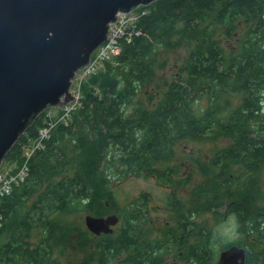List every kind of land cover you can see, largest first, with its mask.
Instances as JSON below:
<instances>
[{
	"label": "trees",
	"instance_id": "1",
	"mask_svg": "<svg viewBox=\"0 0 264 264\" xmlns=\"http://www.w3.org/2000/svg\"><path fill=\"white\" fill-rule=\"evenodd\" d=\"M142 12L139 34L120 41L113 63L105 62L81 85L70 122L53 129L30 159L24 182L0 201V236L7 240L0 264H59L51 259L50 242L61 245L64 229L54 218L87 209L96 217L113 212L120 220L118 235L103 238L93 254L74 264H168L170 255L178 258L170 264H216L210 232L193 218L221 206L236 224V235L222 251L243 248L246 264H264L257 179L264 166V0H158L139 7L137 14ZM240 26V51L226 52L222 42L234 39ZM183 43L191 44L185 64L146 109L139 96L154 74L151 58ZM47 111L7 155L14 170L21 166L22 147L46 126ZM205 138L228 140L210 166L223 175L230 165H241L243 178L234 186L228 178L200 184L203 201L185 208L174 189L186 187L190 177L174 180L172 169L157 166L176 142ZM114 174L121 180L149 176L171 186L167 205L177 207L180 219L164 239L142 243L150 197L141 194L119 207L111 188ZM34 228L41 230L36 245L28 242Z\"/></svg>",
	"mask_w": 264,
	"mask_h": 264
},
{
	"label": "water",
	"instance_id": "2",
	"mask_svg": "<svg viewBox=\"0 0 264 264\" xmlns=\"http://www.w3.org/2000/svg\"><path fill=\"white\" fill-rule=\"evenodd\" d=\"M158 0H0V166L36 119L76 101L72 88L118 14ZM118 219L85 218L95 236L112 234ZM216 264H246L230 247Z\"/></svg>",
	"mask_w": 264,
	"mask_h": 264
},
{
	"label": "rangeland",
	"instance_id": "3",
	"mask_svg": "<svg viewBox=\"0 0 264 264\" xmlns=\"http://www.w3.org/2000/svg\"><path fill=\"white\" fill-rule=\"evenodd\" d=\"M138 9L135 10L134 13H136ZM244 30L245 28L240 26L238 32L233 37L234 39L222 42V47L226 52L235 49L240 51L241 46H239V39ZM190 49L191 44L183 43L182 46L177 49L160 50L155 58H151L154 74L151 82L144 90V95L141 94L139 96V99L146 109H149L150 106L154 105L162 98L166 90V85L177 73L179 74V68L185 64ZM52 111L55 114V119H57L60 115V109H48V112ZM227 143L228 140L226 139L213 141L209 138H205L201 141L188 140L185 142H176L172 148V153L157 166V169L160 170L172 169V178L174 180H183L190 177L191 181L186 187L174 189L175 195L180 198L185 208L197 205L199 200L203 201V198L199 199L196 189L204 182L212 179L216 182H220L228 178L234 186L242 180L244 168L241 165H230L226 173L220 175L221 169L211 167L209 164L216 150L224 147ZM12 168H14V165L4 160L0 166V175H4ZM257 179L260 193L263 198L259 204L262 205L264 204V166L260 168ZM112 183L111 188L114 190L113 194L115 195L119 207L131 203L132 200L139 199L141 194H148L150 197V202L148 204L149 218L154 221L144 227V237L142 239L144 243L150 240L161 239L168 229H174L176 224L175 216L178 215V210L177 207L171 208L167 205V198L173 190L171 186L158 183L156 179L149 176L141 177L134 175L121 180L118 174H114ZM223 210L225 211V207H217L211 212L201 213L193 218L194 222L201 224L202 227L210 232L208 238H210L214 252H217L214 259L215 263L217 262L219 253L223 250L222 246L228 243V239L236 235L235 222L233 219H227L225 221ZM111 214L114 215L113 212H110L102 217H96L90 209H87V211L84 210L78 214H62L54 218L55 221L59 222L61 229H64V236L62 238L64 240H62V244L59 246L53 245V243L50 242L51 259H54L59 264H74L79 260L85 259L90 254H93L96 250V246L104 237L103 235L94 236L91 234L85 227V218L93 217L105 219L111 216ZM117 230L118 225L113 227V233L111 234L113 237L116 236ZM40 237L41 230L34 228L31 230L28 242L36 245L40 241ZM3 238L4 237L1 235L0 247L7 241L6 239L3 240Z\"/></svg>",
	"mask_w": 264,
	"mask_h": 264
},
{
	"label": "built area",
	"instance_id": "4",
	"mask_svg": "<svg viewBox=\"0 0 264 264\" xmlns=\"http://www.w3.org/2000/svg\"><path fill=\"white\" fill-rule=\"evenodd\" d=\"M144 14L145 12L137 14V12L134 13V11L128 15L118 14L116 22L109 25V37L106 42L101 44L93 52L91 56V63L81 69L78 73V80L72 88L73 97L77 100L62 107L60 109V115L57 119H55L53 111H47L45 114L47 119L46 126L38 131V134L34 139L28 141V145L25 144L22 147L21 166L17 167L15 170L12 168L4 175H0V201L10 195L13 186H17L24 182V179L27 176L30 159L37 151L44 148V144L49 140L53 129L60 124L66 126L70 122L72 114L80 106L82 99L81 85L90 76L103 70V64L105 62L113 63L115 56L120 54V41L123 40L130 42L133 35L139 34V31L136 30V23L140 16ZM2 222L3 216L0 213V227Z\"/></svg>",
	"mask_w": 264,
	"mask_h": 264
},
{
	"label": "flooded vegetation",
	"instance_id": "5",
	"mask_svg": "<svg viewBox=\"0 0 264 264\" xmlns=\"http://www.w3.org/2000/svg\"><path fill=\"white\" fill-rule=\"evenodd\" d=\"M259 192H260V189H259ZM261 194V193H260ZM230 212H228L227 210H223V217H224V220H227V219H233V221H234V215H231V214H229ZM179 219H180V216L179 215H176L175 216V221L177 222V221H179ZM154 220L153 219H151V218H149V219H147V223H145V224H143L141 227H143V231L145 230V228L144 227H146L147 225H149V224H151L152 222H153ZM235 222V221H234ZM118 225V228H119V226H120V220H118V223L115 225V226H117ZM176 225V224H175ZM114 226V227H115ZM86 227V226H85ZM172 229V228H171ZM112 230H113V227H112ZM113 233V232H112ZM92 234V233H91ZM101 236L103 235V237L104 238H106V237H108V236H111V237H113L111 234H109V235H105V234H100ZM99 235V236H100ZM118 235V233H116V236ZM95 236V235H94ZM115 236V237H116ZM115 237H113V238H115ZM143 237H144V233H143V235H142V237H141V241H142V243H144L143 242ZM97 238V237H96ZM241 238V237H240ZM161 239H164V236H162V238ZM161 239H156V240H150V241H158V240H161ZM103 240V239H102ZM150 241H148V242H150ZM7 243V242H6ZM130 256H134L135 257V254L134 253H129V257ZM167 259H168V264H170V263H176L177 262V260H178V258H177V256L176 257H173V255L171 256H168L167 257Z\"/></svg>",
	"mask_w": 264,
	"mask_h": 264
}]
</instances>
